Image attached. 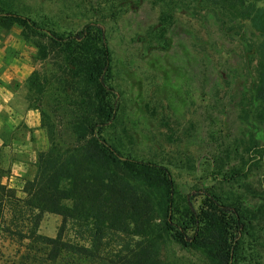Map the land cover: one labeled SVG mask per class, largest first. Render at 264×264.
<instances>
[{"label":"rangeland","instance_id":"rangeland-1","mask_svg":"<svg viewBox=\"0 0 264 264\" xmlns=\"http://www.w3.org/2000/svg\"><path fill=\"white\" fill-rule=\"evenodd\" d=\"M2 6L59 33L100 24L118 95L103 138L123 157L165 167L178 197L211 189L241 210L243 230L226 226L224 250L212 256L162 234L154 216L149 236L133 240L153 242L156 264H222L221 255L230 264H264V89L248 53L252 30L243 13L231 15L237 3L223 10L207 0H0ZM8 34L0 26V36ZM33 59V70L48 67ZM32 94L21 84L18 104L27 106ZM56 114L49 117L58 126ZM33 173L32 164L27 177ZM200 204L194 198V207ZM59 224L45 213L38 233L54 237ZM17 248L0 233V264H10Z\"/></svg>","mask_w":264,"mask_h":264},{"label":"trees","instance_id":"trees-1","mask_svg":"<svg viewBox=\"0 0 264 264\" xmlns=\"http://www.w3.org/2000/svg\"><path fill=\"white\" fill-rule=\"evenodd\" d=\"M207 1L220 9L237 3L231 15L243 13L252 30L248 53L258 60L264 89V0ZM12 25L35 48V59L48 65L24 83L33 93L26 96L27 107L38 111L49 145L37 154L33 175L22 179L23 197L2 183L8 171L0 164V233L18 247L10 264H156L153 242L133 240L149 236L154 216L162 234L209 256L224 250L226 226L240 234L244 221L235 203L211 189L178 197L165 167L123 157L103 138L115 119L118 95L109 84L110 51L100 24L59 33L0 7V26ZM45 213L60 217L54 237L38 233ZM220 263L230 264L222 255Z\"/></svg>","mask_w":264,"mask_h":264},{"label":"crops","instance_id":"crops-1","mask_svg":"<svg viewBox=\"0 0 264 264\" xmlns=\"http://www.w3.org/2000/svg\"><path fill=\"white\" fill-rule=\"evenodd\" d=\"M14 27L19 28L12 25L8 36H0V164L8 171L2 183L21 193L22 179L49 144L38 111L17 102L21 84L33 71L34 57L32 46L20 37V28Z\"/></svg>","mask_w":264,"mask_h":264}]
</instances>
